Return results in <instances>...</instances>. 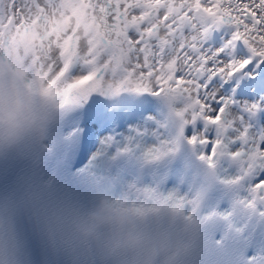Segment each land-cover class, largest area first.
<instances>
[{"label": "snow or ice", "instance_id": "6c2138e0", "mask_svg": "<svg viewBox=\"0 0 264 264\" xmlns=\"http://www.w3.org/2000/svg\"><path fill=\"white\" fill-rule=\"evenodd\" d=\"M77 7L87 8L96 29L81 40L79 32L69 28L63 40L50 42L49 50L34 60L33 75L43 79L46 89L77 108L96 98L116 110L110 98L133 105L146 94L176 102V114L182 118L179 134L173 140L167 125L159 124V143L143 153L142 160L158 162L176 153L183 141L193 152L198 145L212 144L211 151L197 157L210 169L217 168L218 158L231 156L241 172L228 182L232 185L251 176L257 165L264 167V131L258 138L251 131L264 102H246L240 114L230 111L237 101L226 98L215 115L207 102L215 98L208 87L216 78L228 80L250 64L264 65V0H0V20L8 17L43 27L49 13L70 16ZM224 26L230 28L231 39L218 49L206 48L210 34ZM201 121L205 133L208 125L217 126L214 142L199 131L187 134ZM230 131L239 133L235 139L242 147L236 152H229L225 143ZM123 151L131 154L133 149ZM128 188L135 201L157 197L160 185L154 180L151 186ZM251 192L248 206L254 207L257 200L264 201V181ZM165 198L176 200V210L185 204L174 193Z\"/></svg>", "mask_w": 264, "mask_h": 264}, {"label": "bare ground", "instance_id": "6f19581e", "mask_svg": "<svg viewBox=\"0 0 264 264\" xmlns=\"http://www.w3.org/2000/svg\"><path fill=\"white\" fill-rule=\"evenodd\" d=\"M69 28H75L79 32L81 40H83L89 32L96 29V26L90 20L86 7H77L70 16L49 13V21L43 27L20 24L18 19L13 20L8 17L0 20V68L15 78L13 79L19 89L34 98L38 94V88L45 87L43 79L38 75H33L34 60L49 50L50 42L55 43L63 40L64 33ZM231 35L232 32L228 26L217 28L210 34L205 47L212 49L223 47L231 39ZM255 76L262 77V80H264V65L257 67L255 63L250 64L242 73L228 80L216 78L208 87L209 92H215V98L207 100L215 110L212 114H216L219 108L223 106V101L226 98L237 101L236 105L230 106V111L240 114H243L241 108L244 103L264 102V93L251 94V96L245 97L240 95L237 88L238 82ZM226 84L230 87L229 90L224 92L222 88ZM45 96L53 101L58 97L50 89H46ZM116 99L117 97L109 99V103L115 109L118 108L114 106ZM89 103L84 106L88 109V115L84 120L80 122L66 121L63 126L64 136L73 135L74 140L81 143L87 151L82 163L68 168L64 173H68V175L73 176L82 183L85 182L87 187H89V181H92L91 189L97 194L99 193V198H97L99 202L102 195L109 194L114 203L124 202L130 205L126 210L134 213L138 218L162 216L159 214L160 206H149L155 197L134 201L128 196L129 185L136 183L141 187H145L151 186L153 181L126 175L115 161L117 152L128 146L133 149L132 155L136 163L145 161L140 158L141 155L159 143L157 136L163 132L159 127V120L150 113L142 115L138 119H132L130 116L131 111L122 108L120 125L114 131H101L98 129L99 120L113 109L107 107L100 99L93 98ZM69 104L71 107L73 106L71 101L63 99L61 107ZM169 104L176 114L179 110L176 102L169 101ZM125 117L127 120L124 124ZM252 125V134L258 138V135L264 131V111L257 114L255 119L252 120ZM205 127L204 122L201 121L195 128H189L187 134L192 135L199 131L204 133L208 140L214 142L217 138V126L208 125L206 133ZM238 134V132L230 131V139L225 140V143L229 145V152H236L241 149V142L235 139ZM130 139L132 140L131 145H129ZM211 148L212 144L207 146L198 145L195 150L199 155L204 151H211ZM111 156H113V161ZM218 159L219 163L214 173L218 180L221 198L215 204L208 206H204L197 199L193 203L199 204L198 211L205 214L215 212L224 219L228 226L239 231L241 224L236 210L241 207H249L248 203L253 199L251 189L254 185L264 181V167L257 165L251 176L245 177L240 184L232 185L228 182L241 175L240 165L234 162L231 156ZM158 164L163 165V161H158ZM156 180L158 181V179ZM248 192L250 194L249 198ZM168 193H174L184 199L193 197L191 193L186 192L182 187L175 186L173 181L168 184H160L159 196L166 197ZM255 205L264 211V201L256 202ZM214 239L215 236L208 235L202 228L194 229L193 241L199 245L207 246ZM247 242L253 247L251 240H244L246 244L236 252L237 263L262 264L264 262V252L251 249L247 246Z\"/></svg>", "mask_w": 264, "mask_h": 264}, {"label": "clouds", "instance_id": "9594fccd", "mask_svg": "<svg viewBox=\"0 0 264 264\" xmlns=\"http://www.w3.org/2000/svg\"><path fill=\"white\" fill-rule=\"evenodd\" d=\"M61 105V97L53 101L37 94L28 107L19 111L9 107L0 114V159L24 160L33 174L45 169L50 172L48 179L29 178L23 195L48 240L54 247L66 250L73 264H188V257L175 248L164 246L157 234L137 223L139 218L126 210L130 207L127 203L116 204L111 195L104 194L98 205L101 215L98 209L88 206L89 201L84 202L59 189L62 159L57 150L74 140L73 135L65 137L63 134V126L74 110L70 104ZM181 122V117L173 116L171 126L178 133ZM181 146L192 149L183 141ZM194 161L207 168L206 162ZM165 179L166 176L161 177L158 184ZM91 187L92 181H89V189ZM195 199H185L183 207L173 211L176 200L158 195L149 206H160L159 214L166 218L165 229L202 228L209 232L219 222V216L215 212L198 211L199 204L193 203ZM9 204H13L11 198L4 195L0 205ZM173 217L174 224H169ZM106 229H114V232ZM0 264H32L17 231L6 227H0Z\"/></svg>", "mask_w": 264, "mask_h": 264}, {"label": "rangeland", "instance_id": "374dc122", "mask_svg": "<svg viewBox=\"0 0 264 264\" xmlns=\"http://www.w3.org/2000/svg\"><path fill=\"white\" fill-rule=\"evenodd\" d=\"M222 28H224V27H222ZM30 90V89H29ZM88 104H90V103H88ZM126 117H125V120H124V124H125V122H126ZM129 121H131L130 119H129ZM132 122V121H131ZM134 122V121H133ZM124 124H123V126H124ZM122 129V128H121ZM200 146H202V145H200ZM123 150V149H122ZM89 153H90V151H89ZM58 156H59V153H58ZM89 158V157H88ZM111 160L113 161V156H111ZM83 181V180H82ZM84 182V181H83ZM85 183V182H84ZM86 184V183H85ZM87 185V184H86ZM255 186V185H254ZM246 194H247V192H246ZM249 196H250V194H249V192H248V198H249ZM221 198V191H220V189H219V199ZM194 230V229H193Z\"/></svg>", "mask_w": 264, "mask_h": 264}]
</instances>
